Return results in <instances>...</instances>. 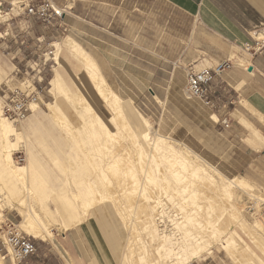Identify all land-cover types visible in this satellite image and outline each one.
I'll list each match as a JSON object with an SVG mask.
<instances>
[{"label":"rangeland","instance_id":"374dc122","mask_svg":"<svg viewBox=\"0 0 264 264\" xmlns=\"http://www.w3.org/2000/svg\"><path fill=\"white\" fill-rule=\"evenodd\" d=\"M8 1L3 3L0 0V34L2 28L9 30L8 35L5 36V39L8 38L9 41L6 42V45L0 44V109L3 118L13 123L12 126L16 127L17 131L23 132V138L18 141V144L15 141L16 144L12 152L14 163L23 166L31 161L33 164L32 170L35 172L28 170L20 178L10 177L6 172L0 173V225L5 220L12 222L18 226L24 235L29 237L36 248V253L20 264L123 263L126 261L124 259L125 254L128 255L125 248L129 245L137 246L143 241L144 245L149 246L142 229L141 218L144 212L147 211L146 208L148 209L152 205L155 206V214H153L155 219L162 218L163 225L159 224V226L165 228L168 234L176 236L184 230L182 227L184 222L181 214H179L180 212L176 210L177 208L167 197L169 196L168 187H174V183H176L173 171L177 170L178 167L174 162L165 160L160 154L150 153L151 146L148 142L134 139L131 136L132 131H129L128 127H122L119 120L107 123L108 112L106 109L103 110L100 101L94 95L95 92L93 93L86 82L84 84V78L80 74L76 75L72 71L70 63H67L62 56L63 50L61 47L64 46L66 40L78 43L92 56L95 62H99L102 69L108 73L107 77L111 81L107 83L112 91L122 100H125L124 102H130L133 109V113H131L133 119L140 124L141 119L134 111L147 119L151 135L154 134L151 139L152 137L153 140L162 137L170 141V143L165 142L171 144L178 152L195 156L193 157L194 162L196 161L198 164L205 166L204 168L209 167V171L212 168L214 172L215 170L218 171L222 177L224 176L227 179L242 177L253 186L252 191L249 192L232 190L231 198L223 197L222 199L219 197L221 188L209 190L202 185L205 182H202L201 179L200 182L202 183L200 185L202 186H199V180L198 183H195L198 185L194 184L198 188L205 187V191L199 188L200 192H205V196L201 194L204 198L200 197L199 200L203 207L207 206L208 197L213 198L215 203L211 210L213 211L211 218L214 220L219 219L222 227L224 225L227 230V227H229V230L232 229L234 233L230 237L233 247H225L226 250L223 249V243L228 237L229 230H226L227 232L216 240L207 238L208 243L205 252L191 264H238L239 260L242 261L241 251H244L245 248L242 245L249 248L247 251L253 252L252 256L247 253V256L251 258V262L253 261L252 263L264 264V254L237 227L236 220L234 224L231 222L233 220L229 213L233 206L238 210L242 220L250 228L256 229L255 232L257 233L255 234L259 235V231L264 230V149H261V146H256V143L248 137L245 139L242 137L239 130L235 128L237 121L235 116L233 118L228 114H224L216 117L210 109L205 108L198 101L187 98L185 67L181 64L184 51L165 50L164 57L169 63H163L161 60L162 51L160 50L153 51L154 56L152 57L151 51L147 52L144 47L136 49L132 48V45H85V23L70 17L65 20L68 12L67 8L59 6L57 0H51V2L62 9L64 15L62 19L50 23L43 22L28 14L26 10L31 6L38 5L41 0ZM260 35L263 40L264 35L261 33ZM91 36L97 39V35ZM57 51L59 53L56 55ZM245 54L248 55V53ZM55 55L58 61L64 65L67 74L86 100L91 103L104 122L109 125V129L118 133L114 140L108 141L104 135H101V137L86 136L87 132L85 131L87 130L82 129L78 112H72L65 105L61 108L64 116L59 120L60 124L65 123L59 125L57 122V124L51 125L47 122L45 116L49 112L46 105L54 104V99L49 94L50 79L58 71V65H55L56 62H54ZM151 57L154 61L153 73H150L151 66L148 64L152 61ZM217 78H220V76ZM14 90L26 92L27 94L33 93L37 98L35 112L32 111L31 105L34 104L32 102L29 105L30 112L26 119L20 122H12L3 114L6 100ZM223 119H227L229 128L221 123ZM239 123L243 125V122L239 121ZM58 126H66L67 131L70 129L75 134L72 132L69 134V131H64L65 128ZM134 131L137 135L140 134L139 129H134ZM135 142L139 143L140 148L135 145ZM113 158L116 161L114 167L112 166L111 169L106 168ZM134 170L136 171L134 172ZM126 172L130 173L127 174ZM31 173L36 176H31ZM146 173L147 177L154 179L155 182L146 180ZM117 174L118 177H116ZM32 177L34 179L33 184ZM165 178L167 181L164 180ZM77 181H79L78 184ZM45 187L47 192L44 190ZM85 190L88 192L85 193ZM142 191L149 198L148 207L146 208L139 205L142 197H144V194L140 195ZM109 195H112V197H109ZM106 197L107 199H105ZM259 200L262 201L259 202ZM98 201H101V203H98ZM52 202L55 204L53 205ZM74 203L78 208L74 206ZM30 205L33 206V209ZM56 205L63 206L60 215L55 213L54 206ZM27 206L31 210L40 211L41 214L45 212V208L50 210L52 215L45 217L44 220L52 234L51 238L36 239L28 233V229L22 224L19 215L29 209ZM70 206L72 208H69ZM99 206H101V214L107 212L109 229L111 228L114 237L117 239L119 250L115 255L107 244V235H105L104 229L101 230L97 220L91 217V212ZM67 208L69 209L67 210ZM85 210L87 212L84 217L81 214L85 213ZM81 211L82 213H80ZM203 214L204 210H202V215L199 217L200 221L203 220ZM81 218H84V220H81ZM79 220L80 223L74 226V229L70 231L63 229L64 226L76 224ZM139 220L140 222H138ZM90 222L94 225L89 226ZM193 232H196V230ZM80 234L81 240H75L74 237L76 238ZM234 236L235 240L236 237L239 240L234 241ZM154 243H149L152 246H149V255L145 251L139 253L135 251L134 256L143 255L144 253L145 257L148 256L146 257L147 261L152 262L154 260L153 262L156 261L157 263L158 260H161L157 264H162L159 254L157 255L156 251L154 253L157 256L153 253ZM260 243L264 247V239L260 238ZM224 244L226 246V242ZM136 246H134L135 249ZM243 251L242 253L246 255ZM87 253L92 254V259L86 258ZM81 254L85 256V259L80 257ZM151 254L153 256L149 257ZM4 255L5 250L0 241V256L4 257ZM134 256L132 259H135ZM240 261L239 264H243ZM260 261L261 263H259ZM3 263L11 264L7 257H5Z\"/></svg>","mask_w":264,"mask_h":264},{"label":"crops","instance_id":"0c3cea01","mask_svg":"<svg viewBox=\"0 0 264 264\" xmlns=\"http://www.w3.org/2000/svg\"><path fill=\"white\" fill-rule=\"evenodd\" d=\"M57 4L67 8L65 20L70 17L85 23V45L144 47L147 52L151 51L152 57L153 51L160 50L163 63H169L164 57L165 50H183L181 64L185 75L190 71L213 69L229 60L231 68L209 85L213 102L210 111L216 117L235 116L236 125H240L235 128L242 137H248L264 149V51L247 55L242 49L245 43H253L257 34L264 35V0H57ZM8 32L2 28L1 45L9 41L5 39ZM91 35H97V39ZM61 48L72 71L80 74L94 93L84 68L71 55L69 47ZM58 63L57 73L69 91L84 97L64 65ZM95 63L104 81H111L99 62ZM148 64L153 73V58ZM45 119L55 125L48 114ZM252 129L257 131L259 139L252 138ZM90 225L94 224L90 222ZM80 236L74 239L80 241ZM86 258L92 259V254L87 253Z\"/></svg>","mask_w":264,"mask_h":264},{"label":"bare ground","instance_id":"6f19581e","mask_svg":"<svg viewBox=\"0 0 264 264\" xmlns=\"http://www.w3.org/2000/svg\"><path fill=\"white\" fill-rule=\"evenodd\" d=\"M255 39H258L259 40V39H262V37H261L260 34H257L256 37H255ZM63 45H67L69 47V50H70L69 52L71 53V55L75 59H77L78 62L84 68L83 70H85V73L87 74V77H88L89 81L91 82V84L93 86L95 95H96V97L98 98V100L100 101V103H101V105L103 107V110L106 109V111L108 112L107 118H106L107 123L109 124V123H111L113 121L119 120L121 122L122 127H124V128H127L128 127L129 128V131H132V135L131 136L134 139L140 140L142 142H148V144L151 146V152L150 153L153 152L155 154H160L163 158H165V160H167L169 162H174L175 165L178 167L177 170H174L173 171V177L176 180L175 181L176 183H174V184L176 185V187H175V185H174V187H168V189H169V191H168L169 192L168 193L169 196H167V197L172 201L171 203L177 208L176 210L179 211L180 212L179 214H181V216H182L181 218L183 219V222H184V223H182V227L184 228L183 232L182 233H179L178 235L175 236L174 234H168L166 232L165 228L163 229L162 226H159V224H162L163 225L162 218L159 217L158 219H155V217L153 215V214H155V212H154L155 206L152 205L148 209L146 208V207H148L147 202H148V199L149 198L145 196V194L143 193V191H142V194H140V195H143L144 194L143 195L144 197H142V200L140 201V204L139 205L142 206V207H145L147 211L144 212V215L142 216V218L141 217L140 218L142 219V229H143V232L145 233V235L147 237L146 240L148 241V245L150 246V244H149L150 242H153V243L155 242L156 243V245H155V243L153 245L154 246L153 253L156 251L157 255L159 254V259H162V264H191L193 261L199 259L202 256V254L205 252V248L207 247V243H208L207 238L213 239V240L215 239L216 240L221 235H224V233L229 230V227H227L228 228V230H227L224 227V225H223V227H222V225H220L221 223H220L219 219L218 220H214V219L211 218V214L213 212L211 210L213 209V207H214L213 205L215 203L214 200H213V198H211V197H208L207 198L206 197L207 198V201H208L207 206L203 207L201 205V203L199 202V200H200V197H203V195L205 196V192H200V190H199L200 187L198 188L197 186H195V185H198V184H195V183L199 180V186L204 185L209 190H216L218 187L221 188L219 197L222 198V199H223V197H225V198L226 197L227 198H231V196H232V192L231 191L232 190H238L240 192H249V191H252L251 189H252L253 186H251V184L246 179H244L242 177H234V178H231V179H227L226 177L224 178V176L222 177L219 174L218 171H217L218 173L216 172V170L214 172V170H212V168L210 169L211 171H209V169H208L209 167L208 168H204L205 166L198 164L196 161L194 162L193 157H195V156H192L190 154V156H191L190 157L189 154L188 155H185V153L182 154V153L178 152V150H176L171 144H168L167 142H165V141H168V140H165L162 137H159L158 139H156L154 137L155 140H153V137H152V139H151V136L154 135V134L151 135L150 125H149L147 119L144 118L137 111H134V112H135V114L137 113L138 117L141 119L140 124H139V122L135 121V119H133V117L131 116V113H133L132 112L133 109L130 106V102H124L125 100H122L120 97H118L110 89V87L108 86V84L104 81V79H103V77H102V75H101V73L99 71L98 66L96 65L95 61L89 56V54L86 53L79 45H77L72 40H66V42ZM56 46H57V44H56ZM58 53L59 52L57 51L56 55ZM56 55H55V58H54V62H56L55 65H58L59 63H58V58L56 57ZM49 85L51 86L50 87V90H49V94L54 99V104L46 105V108L48 109V112H49L48 113V117L53 121V123H56V124H57V122L59 123V120H61V118L64 116V112L62 111L61 108H63V106L65 105L66 107H68L69 109H71L72 112L73 111L74 112L75 111L78 112V115H79L78 118L80 119V125H82L81 126L82 129L87 130V131H85V132H87V135L86 136H91V135L93 136L94 135V137L95 136L101 137V135H104V137L106 138V140H108V141L109 140H114L115 136L118 133L117 132H114V131H111L109 129V127H108L109 125L106 124V122H104V120L102 119V117L99 115L98 112H96V110L93 108V106L91 105V103H89V101L86 100V98L82 97L80 95V93L78 95L72 94L69 91V89L66 87V85L63 83L61 77L59 76V74L57 72H55V74L52 77V79H50V84ZM31 106H32V111L35 112V109L37 108V105L34 103ZM29 109H30V107H29ZM1 113L2 112H1V109H0V173L1 172L2 173L3 172H6V173H8V175L10 177H13V178L18 177V178H20V177L23 176V174L27 173L28 170H32L33 165L29 161L25 165H23V166H18V165H16L14 163V160H13V157H12L13 156V153L12 152H13V148L15 147V144H16L15 141L18 144V141H20L23 138L22 137L23 132H20L19 130L17 131L15 129L16 127L12 126L13 123H11L10 121H8L6 118H3V116L1 115ZM12 122H15V121H12ZM63 123H65V122H62L61 124L59 123V125H62ZM58 127H61V126H58ZM61 128H63V129L65 128L64 131L66 130V126H63ZM68 128H70V127H68ZM134 129H139L140 130V134L137 135L135 133ZM68 131H69V134H70V132L74 133L73 131H70V129ZM76 131H78V130H76ZM251 131H252V134H251L252 135V138H254V139H259L260 138L259 137V134L257 133V131H255L254 129H252ZM83 134L85 135L84 132H83ZM168 142L170 143V141H168ZM136 143L137 142H135V145H137L138 148H140L139 143H137V144ZM94 151H95V149H94ZM143 155H145V154H143ZM115 158H113V160H112L111 163H108L107 164L106 168L111 169L112 166L114 167L115 162H116L115 161ZM88 159H89V157H88ZM110 159H111V157L109 158V160ZM146 167H148V166H146ZM155 167H154V169H155ZM135 171L136 170H134V172ZM31 172H34V171L32 170ZM63 172H66V171H63ZM129 173L130 172H128L127 174H129ZM31 176H33V173H31ZM34 176H36V175H34ZM88 176L90 177V175H88ZM145 176H146L145 177L146 180L155 182L154 179H151L150 177H147V173L145 174ZM33 177L31 178L32 179V184H33V180H34ZM116 177H118V174H117ZM200 179H201L202 182L204 181L205 183L203 184L202 182H200ZM164 180H166V178ZM78 182L79 181H77V184H78ZM39 183L41 184V182H39ZM156 183H157V181H156ZM200 183H202V185H200ZM87 186H88V184H87ZM204 188H200V189H203V191H205ZM44 190L46 191V187H45ZM86 190H85V193L88 192ZM94 190H95V188H94ZM81 192H82V190H81ZM26 193H27V191H26ZM165 194H167V193H165ZM201 194H203V195H201ZM36 195H38V194H36ZM100 197H101V195H100ZM109 197H112V195H109ZM25 198H27V197H25ZM73 199H74V197H73ZM105 199H107V197ZM108 199H110V198H108ZM36 200H38V199L36 198ZM44 200H45V198H44ZM44 200H42V201H44ZM126 200H127V197H126ZM219 200L221 202V199H219ZM46 201H47V199H46ZM102 201H103V197H102ZM261 201L262 200H259V202H261ZM98 203H101V201H98ZM154 203H156V202H154ZM52 204H53V202H52ZM223 204H224V202H223ZM261 204H263V203H261ZM42 205H44V204H42ZM136 205H138V204H136ZM156 205H158V203H156ZM74 206H76V203H74ZM30 207H32V209H33V206L30 205ZM54 207H55V213L57 215H60L61 212L63 211V209H61V208H63V206L61 207V205H56ZM85 207H86V204H85ZM100 207L101 206H99L98 208L94 209L91 212V217H93L95 220H97V223L99 224V228H101V230H102V228L104 229V233H105V235H107L106 236L107 244H108L110 250L112 251V253L115 255L116 252H118V250H119V246H118V243H117V239L114 237V234H113V231L111 230V228L109 229L110 226H109V221L107 220V215H106L107 212L104 213V214L103 213L101 214ZM105 207L107 208L106 205H105ZM34 208H35V206H34ZM69 208H72V206H70ZM69 208H67V210ZM16 209H18V208H16ZM22 209H24V208H22ZM86 210L84 211L85 213L81 214L84 217H85V214L87 212ZM202 210H204L203 220L200 221V218L199 217L202 215ZM77 211H78V209H77ZM17 213H19V212H17ZM50 213H51L50 210H47V208H45V212L42 213V214H41L40 211L39 212L38 211H34V210H31L29 208L28 210L26 209V211L21 212V214H19V215H20V218L22 219V224L24 225V227H26L28 229V233L30 235H32L33 238L42 239V240L44 239L45 240L47 238H51L52 237V234L50 233L49 228H47V225L48 224H46V222L44 220L45 217L52 215ZM80 213H82V211ZM222 213H223V211H222ZM229 213L231 214V219L233 220L231 222H233V224H234V221L236 220L235 221V224L237 222V227L239 229H241L248 236V238L250 239L251 243L264 254V247L260 243V238L264 239V230L261 228L262 231H259L260 232L259 235L258 234H255V233H257V232H255L256 229H253V227L250 228L242 220V218L239 215L238 210H236L233 206L231 208V211H229ZM81 215H79V216H81ZM0 216H1V213H0ZM135 217H136V214H135ZM263 217H264V215H263ZM136 218L138 219V216ZM81 220H84V218H81ZM72 222H74V221L72 220ZM138 222H140V220ZM78 223H80V220L76 224H69V225L64 226L63 229L66 230V231L67 230L70 231V230L74 229V226L78 225ZM161 227H162V229L159 230V228H161ZM230 228H232V227H230ZM257 228H258V226H257ZM195 230H196V232H193ZM62 232H64V231H62ZM233 233L234 232L232 231V229H230L228 231V233H227L228 235L227 236L229 238L227 237V239L225 240L226 246L224 244L225 242L223 243V247H224L223 249L224 250L227 249L225 247H231V246L233 247V245L231 243V239H230V237L233 235ZM236 240H237V237H236ZM236 240H235V236H234V241H236ZM128 244H129V242H128ZM144 244L145 243L143 241H141V243H139L137 246L134 245V246H136V249L134 248V246H130V245L127 248H125L126 251H128V255L125 254L126 256L124 257V259H126V261H124L123 263L120 262L119 264H157V263L161 262V260H158L157 263H156V261L154 263L153 262L154 260H152V262L151 261L150 262L147 261V258L146 257H148L147 255H149L148 250H150V248H149V246L144 245ZM242 246L245 247V248H247L244 245H242ZM150 247H152V246H150ZM245 248H244V251L243 250L242 251L245 252L246 255L244 253H242V251H241V255H242V258L241 259H242V261H240V260L239 261L241 263H243V264H254V263H252L253 261L251 262V258L247 256V253H249L252 256L253 255V252L252 251H247L249 248H247V249H245ZM135 251H136V253H139L140 251H145L147 253V255L145 257L144 253L141 252V253H143L144 257H143V255H137L135 257L134 256L136 254V253L134 254ZM224 252H226V251H224ZM154 255H156V254L154 253ZM227 255H228V253H227ZM133 256L135 257V259H132ZM151 256H153V254H151L149 257H151ZM120 258H122V257H120ZM229 258H230V255H229ZM238 258H240V257H238ZM252 258L254 259V257H252ZM155 260H156V258H155ZM239 261H238V264H239ZM234 262H236V261L234 260ZM232 263H233V261H232ZM259 263H261V261ZM0 264H4L3 263V257H1V256H0Z\"/></svg>","mask_w":264,"mask_h":264},{"label":"built area","instance_id":"2783aa9c","mask_svg":"<svg viewBox=\"0 0 264 264\" xmlns=\"http://www.w3.org/2000/svg\"><path fill=\"white\" fill-rule=\"evenodd\" d=\"M28 14L37 17L43 22H54L62 19L64 11L55 6L51 0H41L38 5L26 9ZM245 53L256 55L264 50V39H254L253 43H245L242 46ZM229 60L219 63L213 69H202L199 71H190L186 75V95L188 99L198 101L207 109L213 108V102L210 98L209 85L213 80L219 77L224 70L230 69ZM3 108V114L12 121L20 122L26 119L30 112V103H36L37 98L33 93L27 94L14 90L10 93ZM221 123L229 128L227 119L221 120ZM264 215V212H263ZM0 241L11 264H20L27 258L36 253L34 243L24 235L12 222L5 220L0 225Z\"/></svg>","mask_w":264,"mask_h":264}]
</instances>
